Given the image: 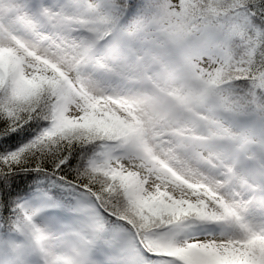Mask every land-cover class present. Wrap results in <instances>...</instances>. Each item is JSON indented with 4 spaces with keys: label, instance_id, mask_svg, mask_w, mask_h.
Listing matches in <instances>:
<instances>
[{
    "label": "snow or ice",
    "instance_id": "obj_1",
    "mask_svg": "<svg viewBox=\"0 0 264 264\" xmlns=\"http://www.w3.org/2000/svg\"><path fill=\"white\" fill-rule=\"evenodd\" d=\"M0 121V264H264V0H0Z\"/></svg>",
    "mask_w": 264,
    "mask_h": 264
},
{
    "label": "trees",
    "instance_id": "obj_2",
    "mask_svg": "<svg viewBox=\"0 0 264 264\" xmlns=\"http://www.w3.org/2000/svg\"><path fill=\"white\" fill-rule=\"evenodd\" d=\"M133 3L140 5L144 0H132ZM259 15V13H258ZM241 123L247 127L254 128L259 131V123L253 119L245 118L241 120ZM45 127H47L46 121H30L29 123L23 125L22 127L16 129L14 132H9L6 135H0V154L6 152L14 151L21 146L30 142L34 137H36ZM4 130V122L0 121V131ZM83 150L77 149L68 161V167L64 168V172L61 174L67 175L70 178L74 176L72 169L75 168L77 163L81 159V154ZM91 150L89 149V154ZM51 171V165L48 166ZM15 178V183L26 191L21 193L25 199H30L32 197L40 196L41 194H46L54 200L67 205L69 202L74 203V197L69 195L67 192L61 191L59 188L53 187L50 183V179L36 172H21L15 171L11 174L10 180ZM11 187L9 183L7 185ZM11 200L18 199L17 197L10 198ZM67 208H54L49 210V214L60 219L63 212H66ZM7 214V213H6ZM77 219V216L75 217ZM39 220L42 222L45 217H40ZM118 231V229H117ZM99 257L104 258L103 252H99ZM130 260L136 261V264H158L157 260L151 257H147L142 254L141 250H135L130 254Z\"/></svg>",
    "mask_w": 264,
    "mask_h": 264
},
{
    "label": "rangeland",
    "instance_id": "obj_3",
    "mask_svg": "<svg viewBox=\"0 0 264 264\" xmlns=\"http://www.w3.org/2000/svg\"><path fill=\"white\" fill-rule=\"evenodd\" d=\"M75 217H76V214L75 213L67 210L66 212H63V215L58 220L63 225H72L76 221V218ZM98 255H99V252H97V259H99L98 258Z\"/></svg>",
    "mask_w": 264,
    "mask_h": 264
}]
</instances>
